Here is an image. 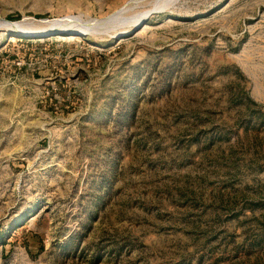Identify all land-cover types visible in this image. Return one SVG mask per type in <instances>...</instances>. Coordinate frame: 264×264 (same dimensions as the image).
I'll list each match as a JSON object with an SVG mask.
<instances>
[{
    "label": "rangeland",
    "instance_id": "obj_1",
    "mask_svg": "<svg viewBox=\"0 0 264 264\" xmlns=\"http://www.w3.org/2000/svg\"><path fill=\"white\" fill-rule=\"evenodd\" d=\"M0 25V264H264V0Z\"/></svg>",
    "mask_w": 264,
    "mask_h": 264
},
{
    "label": "bare ground",
    "instance_id": "obj_2",
    "mask_svg": "<svg viewBox=\"0 0 264 264\" xmlns=\"http://www.w3.org/2000/svg\"><path fill=\"white\" fill-rule=\"evenodd\" d=\"M167 2H169V1H167ZM127 11V10H126ZM117 14V13H116ZM140 15V14H139ZM122 17V16H121ZM28 18H26V19H24V20H27ZM32 18H30L29 20H31ZM65 19V18H64ZM28 20V21H29ZM33 20V19H32ZM42 20V19H41ZM66 20V19H65ZM67 20H69V19H67ZM39 21V20H38ZM43 21H47V20H42V22ZM63 21V20H62ZM96 21H97V19H96ZM2 22H3V25L5 24V25H9V26H11V25H18V24H20V22H17L16 24H14V23H11V22H9V21H7V20H5V19H2ZM53 22V21H52ZM23 23H27V22H23ZM31 23H32V21H31ZM39 23V22H38ZM45 23V22H44ZM51 23V22H50ZM59 23V22H58ZM48 24V23H47ZM53 24H54V22H53ZM94 24H95V22H94ZM24 25V24H23ZM45 25H46V23H45ZM55 25H57V24H55ZM59 26V25H58ZM0 27H1V25H0ZM44 27V26H43ZM60 36V35H59Z\"/></svg>",
    "mask_w": 264,
    "mask_h": 264
},
{
    "label": "water",
    "instance_id": "obj_3",
    "mask_svg": "<svg viewBox=\"0 0 264 264\" xmlns=\"http://www.w3.org/2000/svg\"><path fill=\"white\" fill-rule=\"evenodd\" d=\"M55 33H61L60 31H56Z\"/></svg>",
    "mask_w": 264,
    "mask_h": 264
},
{
    "label": "trees",
    "instance_id": "obj_4",
    "mask_svg": "<svg viewBox=\"0 0 264 264\" xmlns=\"http://www.w3.org/2000/svg\"><path fill=\"white\" fill-rule=\"evenodd\" d=\"M17 16H19V15H17Z\"/></svg>",
    "mask_w": 264,
    "mask_h": 264
}]
</instances>
